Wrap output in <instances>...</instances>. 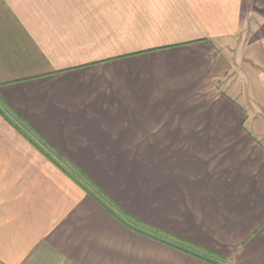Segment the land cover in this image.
<instances>
[{"label": "crops", "instance_id": "0c3cea01", "mask_svg": "<svg viewBox=\"0 0 264 264\" xmlns=\"http://www.w3.org/2000/svg\"><path fill=\"white\" fill-rule=\"evenodd\" d=\"M256 10L0 0V264H264Z\"/></svg>", "mask_w": 264, "mask_h": 264}, {"label": "rangeland", "instance_id": "374dc122", "mask_svg": "<svg viewBox=\"0 0 264 264\" xmlns=\"http://www.w3.org/2000/svg\"><path fill=\"white\" fill-rule=\"evenodd\" d=\"M258 8H260V7H258ZM262 8V7H261ZM258 10H260V9H258ZM258 10H256L255 12H256V14H257V16L255 15L254 17H253V15L250 13V11L249 12H247V19H250V17H253V18H251L250 20H248L247 21V25L245 24V29H244V32L242 31V33H239V35L236 37V39L235 40H230L229 42H227V48H228V51H235L234 50V48L236 47L235 45L239 42V45L240 44H243L244 42H250L251 40H253V38H255L256 36H258L260 33H259V31H255L254 29H255V25H254V23L257 25V26H259V27H261L260 29H261V31L262 30H264V26H262L261 25V22L260 21H262L261 20V17H260V15L258 14ZM249 22V23H248ZM251 24H253V25H251ZM239 45L237 46V47H239ZM232 46H234V48L232 49L231 47ZM236 49H238V50H236V54L237 55H239V50H240V47L239 48H236Z\"/></svg>", "mask_w": 264, "mask_h": 264}, {"label": "trees", "instance_id": "16d2710c", "mask_svg": "<svg viewBox=\"0 0 264 264\" xmlns=\"http://www.w3.org/2000/svg\"><path fill=\"white\" fill-rule=\"evenodd\" d=\"M49 157H52L51 155H48ZM125 224H127L128 226H131V227H133V228H135L134 226H132V225H129L128 223H125ZM136 229V228H135ZM138 231H141V230H139V229H137ZM143 232V231H142ZM143 233H145V232H143Z\"/></svg>", "mask_w": 264, "mask_h": 264}]
</instances>
